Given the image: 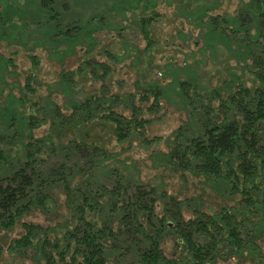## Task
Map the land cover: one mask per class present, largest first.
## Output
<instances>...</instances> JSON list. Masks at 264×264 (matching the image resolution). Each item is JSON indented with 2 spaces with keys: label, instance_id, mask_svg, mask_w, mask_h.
Segmentation results:
<instances>
[{
  "label": "trees",
  "instance_id": "trees-1",
  "mask_svg": "<svg viewBox=\"0 0 264 264\" xmlns=\"http://www.w3.org/2000/svg\"><path fill=\"white\" fill-rule=\"evenodd\" d=\"M52 1L42 0V7ZM153 17L140 18L149 44L148 24ZM203 21L209 32L236 43L248 59L245 65L253 73L254 82L249 86L239 84L238 89L221 99L219 110L223 116L206 117L209 122L203 136L177 130L167 161L183 175L189 171L230 183L231 192L240 196L242 208L238 210L235 203L214 212L195 209L188 198L166 195L151 182H133L115 172L105 175L110 177L108 182L101 181L93 187V170L115 152L75 134L85 124L99 120L114 125L119 142L137 136L150 145L159 137L147 136L150 116L144 117L142 112L157 114L162 91L157 84L147 83L138 84L135 92L109 95L111 63L89 56L77 68L63 71L59 81L63 86L77 87L91 73V81L101 82L99 92L86 93L71 102L69 114L55 107V118L46 136H30L23 153L12 157V162L6 157L10 149L0 148V229L11 230L17 223L24 228V233L13 240V251L23 254L32 250L37 258L35 264H214L220 258L232 256L263 261L260 241L264 239V0H248L233 17L210 14ZM29 59L31 66L20 86L23 106L35 104L30 95L39 83L40 59L33 52ZM7 62L13 64L8 58ZM181 90L189 103L198 100L190 97L186 83L182 82ZM139 93L141 103L137 105L135 98ZM214 95L217 97L218 92ZM143 103L148 104L144 110ZM117 106H127L130 116L120 113ZM206 106L212 108L210 104ZM36 118L39 117L34 114L27 117L29 129ZM45 121L41 118L40 122ZM68 131L74 136L67 143L62 137ZM18 135L16 131L10 140L9 135L0 134V143L14 144ZM79 173L84 176L73 184L72 178ZM58 185L63 188L72 216L63 224L61 234L51 237L44 227L22 222L21 217L33 207L48 203ZM161 200L159 213L157 202ZM185 210L190 216H186ZM168 234L179 239L176 255H167L164 250ZM3 251L0 244V259Z\"/></svg>",
  "mask_w": 264,
  "mask_h": 264
},
{
  "label": "rangeland",
  "instance_id": "rangeland-1",
  "mask_svg": "<svg viewBox=\"0 0 264 264\" xmlns=\"http://www.w3.org/2000/svg\"><path fill=\"white\" fill-rule=\"evenodd\" d=\"M247 1L53 0L44 8L42 0H0V134L9 135L10 140L16 131L19 134L14 144L0 143V148L10 149L6 156L8 161L12 162V157L23 153L24 143L30 136H46L55 118L52 113L55 107L59 112L69 114L71 102L86 93L99 92L101 82L91 81V73H87L83 84L77 87L63 86L59 81L63 71L77 68L84 58L92 56L112 65L109 95L135 92L138 84L147 83L157 84L162 91L157 114L142 112L144 117L150 116L147 136L159 137L150 145L137 136L119 142L113 131L114 125L99 120L85 124L75 134L79 139L115 152L93 170L96 180L92 186H98L101 181L108 182L110 177L105 175L115 172L133 182H151L166 195L188 198L195 209L214 212L235 203L238 210L241 209L240 196L231 192L230 183L189 171L183 175L169 164L167 153L177 130L203 136L209 122L206 117L220 119L223 116L219 110L221 99L229 91L238 89L239 84H253L254 75L245 65L248 59L236 43L203 26V20L210 14L233 17ZM143 15L154 16L148 24L151 44L141 30ZM32 52L41 63L37 69L39 83L35 84V93L30 95L35 104L26 102L28 105L23 106L19 99L20 86L31 66L29 54ZM7 58L13 64H9ZM182 82L188 86L190 97L198 100L188 102L181 90ZM135 101L140 105V93ZM208 104L215 110L207 108ZM142 106L144 110L148 104ZM116 108L126 116L131 114L127 106ZM31 114L39 118L29 129L27 117ZM41 118L46 121L40 122ZM73 136V132L68 131L62 139L68 143ZM54 140L57 141V137ZM83 176L84 173L76 174L72 178L73 184ZM51 194L53 199L43 207H33L24 213L21 221L39 224L54 237L55 233L61 234L63 224L71 219L72 210L66 203L61 185ZM162 206V200L158 201L159 213ZM185 214L190 216L187 210ZM23 233L20 223L11 230L0 229V244L4 250L0 264L36 263L32 250L21 254L11 247L13 240ZM260 243L264 255V239ZM163 247L167 255H176L180 249L179 239L168 234ZM214 264H264V259L232 256L220 258Z\"/></svg>",
  "mask_w": 264,
  "mask_h": 264
}]
</instances>
